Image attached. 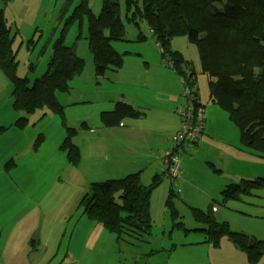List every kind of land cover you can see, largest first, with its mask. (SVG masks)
Segmentation results:
<instances>
[{"label":"rangeland","instance_id":"374dc122","mask_svg":"<svg viewBox=\"0 0 264 264\" xmlns=\"http://www.w3.org/2000/svg\"><path fill=\"white\" fill-rule=\"evenodd\" d=\"M116 1L120 10L118 20L123 32L120 31L118 38L121 40L111 42V47L122 59V63L115 74L112 73L114 71L107 70L104 75L98 76L95 73L93 52L89 48L90 38H88L86 21L90 18L82 14L80 8L82 3H85L87 9L95 17L100 12L101 0H0V10L3 11L7 30L9 28L11 30L10 48L12 51L14 49L16 53L13 74L16 78L12 80L4 71L0 70V147L10 139L8 130L22 134V131L12 128L14 122L18 128L19 122L24 121L22 118L27 119L24 125L25 139L33 141L36 136V145L41 142L42 137L46 142L43 146L45 149L23 165L40 180V187H35L34 194H30V196L21 194L23 204H27L26 208L30 210V217H36L33 208L34 201L46 188L55 184L57 179L65 182V187L57 202L47 212L42 213L46 236H51L54 229L60 225L68 234L73 222L78 218L77 215L73 214L74 210L66 204L73 200L74 194L65 190L89 181L116 180L113 178L115 174L111 167H108L110 171H105L108 168H101L103 164L101 163V169L97 168L100 161L89 163L85 153V150H88L90 146H99L102 150L100 156L104 155L105 150L110 155V146L117 136L112 134L111 130L104 133L102 128L107 129L114 126L107 125L106 120L111 119L115 105L123 103L129 106L132 103L137 110L147 111V105L154 102V96L158 93L170 97L169 90L172 84L169 80L161 81L160 86L157 87L156 83L151 80L153 75L150 71L138 83L134 75L135 64L144 70L158 69L160 65H163L164 68L159 74L161 76L165 75L166 72L170 73L169 70H171L169 57L163 54L150 32L148 24L136 11L135 6L140 7L142 0H130V7L127 6L128 0H111L112 5ZM61 13L62 17L59 18ZM62 31H64V45L72 47L75 55L83 61L81 73L68 81L63 90L54 92L53 101L57 108L46 103L28 114L15 110L14 107L20 100H18V95H13L14 86L20 80L21 85L29 90L35 80L47 72V63L51 51L48 48L45 54H41V50L48 42L57 39ZM105 34L107 33L105 32ZM176 38L171 41L170 50L179 53L187 61L189 68L184 69L182 75L177 74L180 78L179 95L181 98L179 97V100H185L186 105L182 113L180 101L175 109L179 127L173 136H169V146L172 144V138L185 127L186 130L190 131L194 128L199 133L202 131L203 115L201 118L194 116L201 107L205 109L206 115L212 108L217 112L214 127L208 126L210 127L208 130L210 139L203 142L202 152L199 155L197 150L191 151L197 157L187 163L189 172L187 176L193 180H201V184L210 183L217 179L218 182L222 180V182L234 183L233 185L239 187L238 182L241 178L238 179L236 175L242 169L246 171L256 169L259 172L254 178H245L251 179L248 181L263 178L264 158L240 145L238 129L232 121L230 122L224 116L225 113L223 114L222 110L210 100L208 86L213 82V78L201 71L195 45L188 43L186 39H182L184 37ZM91 69L93 70L92 73ZM116 74L119 76V82L111 87L105 86L108 77H114ZM176 93L178 95V90ZM208 105L209 107H207ZM155 117L154 113L150 115L152 120ZM19 118L21 119L19 120ZM65 119L68 121L66 129L76 131L71 140L72 143H75L78 147L74 145L82 150L81 156L79 152V161L75 169H71V166L67 165L64 154L57 153L54 145L56 135ZM85 123L92 128L91 131L82 129L86 127ZM197 137L198 135H196ZM152 138L154 139V136ZM165 142L168 143L167 136ZM224 142L229 144V149L234 148L237 154L232 150H225ZM191 143L193 144L191 150H194L198 142L191 139ZM18 148L19 146L13 145L7 147V150L11 151L9 157L12 158L8 157L4 160L2 168L7 170L9 174L13 170L11 163L16 161ZM26 148L28 145L23 141L22 149ZM173 152L176 155L180 152H186L188 153L187 157L191 153L182 144L176 145ZM214 156L219 159L216 160L215 164L209 159ZM21 170V167L15 168V171L8 175L11 179L15 178L19 181ZM74 173L76 177L73 176ZM179 173L174 179L165 174L167 183L160 187L159 183L163 170L159 175L158 186L154 188L156 190H153L154 193L151 194L149 201L152 226L149 235H145L141 239L126 235L125 239L115 244L114 235H109L101 227L94 231L96 235L85 243L84 249L90 253L97 264H115L119 260L125 262L126 259L130 261L128 264H140L136 263L137 260L128 259V256L137 257L141 254L168 257L169 264H249L246 255L234 248L227 238L221 237L216 246L210 242V236L213 234L211 225L204 221L200 222L202 224L193 223L190 212L181 205V201L184 199L181 198L183 194H179L173 202L181 217L177 222L181 221L184 229L172 225L168 213L165 214L164 205L170 188V179L171 182L178 180ZM54 179L56 180L53 181ZM88 187L89 184L85 188ZM242 190L240 187L239 191L236 192V194H243L236 202L228 201L225 206H222L219 204V200L214 199L210 201L208 206L217 209L218 214L212 215L216 222H225L231 232L243 233L249 237L248 247L253 239L264 241V188L251 189L248 193H239ZM225 194L232 197V194L235 193L230 188ZM193 196L200 198L198 193L193 194ZM67 212H69L72 221L67 224L65 229L63 219L68 215ZM188 220L192 221L193 224H188ZM203 225L202 231L199 232L196 228ZM98 232L110 236L111 241L106 242ZM87 233H90L89 230ZM67 241L68 235L60 240L61 244ZM114 246L116 250L112 251ZM48 254H52V251H49ZM54 255L61 256L64 255V252L54 253ZM257 260L256 264H264V253ZM159 261L160 258L158 257L150 258L148 264H159Z\"/></svg>","mask_w":264,"mask_h":264},{"label":"trees","instance_id":"16d2710c","mask_svg":"<svg viewBox=\"0 0 264 264\" xmlns=\"http://www.w3.org/2000/svg\"><path fill=\"white\" fill-rule=\"evenodd\" d=\"M127 6H131L130 0ZM81 8L80 12L90 18L86 24L96 75L117 70L122 59L111 47V42L117 41L120 31L123 32L118 20L117 1L112 5L111 0H101L100 12L95 17L85 3ZM135 8L148 24L163 54L169 57L174 73L182 75L189 64L179 53L170 50L171 41L184 37L182 39L195 45L201 71L213 78L208 86L210 100L238 129L240 145L264 158V0H142L141 6ZM63 34L64 31L41 50V54H45L48 48L51 51L47 72L36 79L29 90L21 85L20 80L14 86L13 95H18L20 100L15 110L28 114L46 103L57 108L53 101L54 92L63 90L68 81L81 73L83 61L75 55L72 47L64 45ZM11 36L0 10V70L13 80L16 78L13 76L16 53L10 48ZM138 115L139 112L131 106L117 103L106 124L112 126ZM22 119L24 121L19 124L25 125L27 119ZM66 132L59 149L69 164L77 165L79 151L71 141L76 131L66 129ZM139 176L134 173L117 180L90 183L78 208L84 217L102 226L116 240L125 239L126 235L139 239L149 235L152 227L149 201L160 178H153L149 185H143ZM239 185L243 189L239 193L264 188V177L241 180ZM240 187L230 186L235 193L232 200L242 195L236 194ZM174 194L170 189L164 205L173 219L177 214ZM192 217L208 221L213 230L210 242L214 246L221 237L227 238L234 248L246 255L249 264H256L264 253V241L253 239L254 243L247 247L249 237L231 232L227 223H215L211 216L197 212H192Z\"/></svg>","mask_w":264,"mask_h":264},{"label":"crops","instance_id":"0c3cea01","mask_svg":"<svg viewBox=\"0 0 264 264\" xmlns=\"http://www.w3.org/2000/svg\"><path fill=\"white\" fill-rule=\"evenodd\" d=\"M61 17L62 13L60 14L59 18ZM135 65L136 70L134 75L137 83L147 75L148 71H150L153 75L151 80L156 83L157 87L160 86L161 81L169 80V82L172 84V87L169 90L170 97H168V95L162 96L160 93H158L156 96H154V102L151 105H147V111H139L134 107V104L130 103L129 106H133L132 108L139 112L137 117L123 119L118 124L107 129L101 127L104 133H107L108 130H111V133L117 136L113 140V144L110 146V155H108V151L105 150L104 155L100 156L102 150L99 146H90L88 150H85V153L89 163L100 161L97 168L101 169L111 167L115 174V177L113 178H116V180L121 179L129 174L139 173L141 183L143 185H148L153 180V178H160L159 175L163 170V175L161 176L162 178L159 183L160 187L161 185L167 183L163 168V154L171 146H169V136H173L179 127V121L175 115V109L178 106L179 101L181 105L183 103V99L182 101L179 100L180 78L171 70H169L170 73L166 72V74L163 76L159 75L164 68L163 65H160L158 69L150 70H144L137 64ZM119 68L114 70L112 73L115 74ZM92 71L93 70L91 69V73ZM118 82V74H116L114 77L109 76L108 81L105 82V86L111 87ZM177 90L178 95L176 93ZM196 97L198 100V95ZM207 107H209V105ZM201 109L204 118L203 130L195 139V141L198 142L195 146V149L191 150L193 152L197 150L199 155L202 152V148L204 146L203 142H207L210 139V135L208 134L210 127L208 126L214 127V122L217 115V112L214 110V108L208 112V115L205 114V109L203 107H201ZM152 113H154L156 116L153 120L150 119V115ZM224 116L227 118L225 114ZM67 122L68 121L65 119L54 141L56 151L59 154L63 153L60 151L59 147L64 138L67 136ZM12 128L22 131V134L8 130L7 133L9 134L10 139L0 147V264H97L96 260L92 258L90 253L84 249V245L91 237L96 235L94 231L98 229V227H101L102 229L104 228L84 217L81 209L78 208L82 196L87 191V188H85L87 184L97 181H89L81 185L78 184L72 189L65 190L71 192V194H74L73 200L66 204L68 207L74 210L73 214L77 215L78 218L75 219V222H73L68 234L65 233V230L61 228L62 225H60L54 229V233L51 234V236H46L45 228L43 227L42 213L47 212L57 202L62 190L65 187V182H63L61 179H57L55 184L49 185L44 192L42 191L43 193L41 192L42 194L40 193L41 195L34 201L33 208L35 210L36 217H30V210L26 208L27 204H23V198L21 194H27L28 196H30V194H34L35 187H40V180L38 177L32 175L31 171L23 165L26 161L32 160L38 156L42 150L45 149L43 146L46 142H44L43 137L41 138V142L38 145L35 144L36 136L33 141L25 139L24 125L19 124V127L17 128L16 122H14ZM82 129L90 131L92 130V128H90L87 124L86 127ZM153 136L154 139L152 138ZM166 136L168 143L165 142ZM23 141L26 143V145H28V148L24 150L22 149ZM12 145L15 147L19 146V148L17 150L16 161L12 166L13 170L10 172V174L15 171V168L21 167L22 170L19 177L20 182L15 178L11 179L9 177L10 174L8 171L2 168L3 163L5 162L4 160L8 159V157L11 155V151L7 150V147L9 148ZM224 145L225 150H232L236 153L234 148L229 149V144L224 142ZM78 151L80 152L81 156V148H78ZM193 152H191L188 157V153L186 152H180L177 154L179 156L182 168L179 171L180 173L178 180L170 182V188L167 192V196L170 189H172L175 193L174 199L178 197L179 194H183L181 198L184 199L181 201V205L188 209L193 223L202 224L200 222L203 220L199 221L193 219L192 212L205 214L209 217L211 216L212 220L215 223H218L215 221V218H213L214 216H212L218 214L217 209H214L212 206L208 205L210 201H213L214 199L219 200V204L222 206H225L228 201L236 202L239 200H232L231 197L225 194V192H227L230 189V186L234 183L229 184L226 181L222 182V180L218 182L216 179L210 183L207 182L201 184V180H193L191 177L187 176L189 173L186 166L187 163L197 157V155L192 154ZM64 158L67 165H70L71 169H75L76 165L69 164L65 154ZM209 159L212 160L213 164H215L216 160H219L215 156L210 157ZM101 163L103 164L100 168ZM109 169L110 168L105 171H110ZM237 174V178H241L239 180L240 182L241 180H251L245 178H254L257 174H259V172L256 169H250L248 171L242 169L238 171ZM177 175L172 179L176 178ZM73 176L76 177V174L74 173ZM24 178H26V181H24ZM55 180L56 179L53 181ZM154 191L151 194H153ZM197 193L200 195V198L193 196V194ZM234 195L235 194H232V197ZM175 210L177 211V214L175 215L176 218L173 219L171 217L169 220L172 222V225H177L180 228H183V223L181 221L177 222V220L181 219L180 214L178 213L179 211L176 207ZM67 214L68 215L63 219L65 229L67 224L72 221L69 212H67ZM165 214H167L166 211ZM192 221H189L188 224H193ZM204 222L207 223L208 221L204 220ZM203 227L204 225L196 229L201 232V228ZM87 230H89L90 233H87ZM107 233L112 235L109 232ZM98 234L104 237L106 242L111 241L110 236L107 234L106 236L103 234V232H98ZM66 235H68V241L61 244L60 240H63ZM118 242H120V240H116L115 238L114 243L116 244ZM253 243L254 241L252 240L250 246ZM115 250V246L112 247V251ZM49 251H52V254H48ZM61 251L64 252V255H54V253H60ZM119 252L121 251L119 250ZM128 257V259H132V261L137 260L136 263L140 264H148V260L155 257L160 258L159 264H169L170 262L168 257L163 258L161 256H149L148 254H141L137 257ZM128 263H130V261L126 259L125 262L119 260L115 264Z\"/></svg>","mask_w":264,"mask_h":264},{"label":"built area","instance_id":"2783aa9c","mask_svg":"<svg viewBox=\"0 0 264 264\" xmlns=\"http://www.w3.org/2000/svg\"><path fill=\"white\" fill-rule=\"evenodd\" d=\"M186 92L188 93L187 89H186ZM182 105H181L182 107L180 106L181 113H182L184 106L186 105L185 100H183ZM202 115H203V112L201 109H199L194 114V116L196 118H201ZM183 127H185V126H183ZM185 128H183L182 131H180L176 136H174L172 138V144H171L170 148L168 150H166L163 154L164 173L168 176L175 177L177 175L178 171L181 169V162H180L179 156L173 152L175 146L182 144L184 147L185 146L187 147L188 151H191V147L193 146V144L191 143V139L195 140L196 135L199 134V132H197V129H195V128L192 131L186 130ZM202 130H203V128H202Z\"/></svg>","mask_w":264,"mask_h":264},{"label":"bare ground","instance_id":"6f19581e","mask_svg":"<svg viewBox=\"0 0 264 264\" xmlns=\"http://www.w3.org/2000/svg\"><path fill=\"white\" fill-rule=\"evenodd\" d=\"M85 193H86V192H85ZM85 193H84V194H85ZM83 196H84V195H83ZM83 196H82V197H83ZM81 199H82V198H81Z\"/></svg>","mask_w":264,"mask_h":264},{"label":"water","instance_id":"95a60500","mask_svg":"<svg viewBox=\"0 0 264 264\" xmlns=\"http://www.w3.org/2000/svg\"><path fill=\"white\" fill-rule=\"evenodd\" d=\"M250 242H251V240H250Z\"/></svg>","mask_w":264,"mask_h":264}]
</instances>
